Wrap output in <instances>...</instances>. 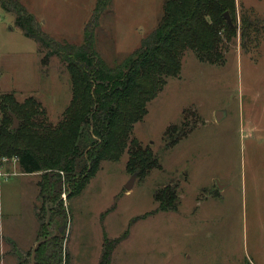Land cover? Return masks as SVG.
Here are the masks:
<instances>
[{
    "label": "rangeland",
    "instance_id": "1",
    "mask_svg": "<svg viewBox=\"0 0 264 264\" xmlns=\"http://www.w3.org/2000/svg\"><path fill=\"white\" fill-rule=\"evenodd\" d=\"M18 1L51 39L80 46L98 0ZM164 3L113 0L94 27L100 57L114 64L140 47ZM235 8L236 35H222L225 63L205 64L187 50L182 73L134 126L131 139L162 167L136 176L130 190L126 151L103 162L72 198L65 174L50 173L61 205L42 201L41 173H22L14 159L0 163V264H30L34 246L52 231L68 264H101L106 240L117 239L110 264H264V0H236ZM40 49L0 3V97H34L58 124L72 99L71 77L66 63ZM185 113L187 135L169 148L164 134L183 125ZM86 164L79 159L78 174ZM166 188H177L176 211L157 210L155 193Z\"/></svg>",
    "mask_w": 264,
    "mask_h": 264
},
{
    "label": "trees",
    "instance_id": "2",
    "mask_svg": "<svg viewBox=\"0 0 264 264\" xmlns=\"http://www.w3.org/2000/svg\"><path fill=\"white\" fill-rule=\"evenodd\" d=\"M113 0H98L95 22L85 31L80 46L56 42L40 30L35 17L18 0H0L3 8L18 15V25L26 36L48 48L46 58L59 57L71 77L72 99L58 124L50 123L45 108L34 97L18 102L15 93L0 97V160L17 158L24 174H42V201L61 205L50 173L65 174L69 198L78 196L88 181L100 171L103 162H118L125 151L127 169L139 179L160 169L159 157L131 133L148 113L153 101L169 78L182 72L183 54L193 51L199 60L213 66L223 65L225 40L236 35L235 23L228 24L225 14L236 8V0H165L163 16L155 30L134 52L114 64L102 59L96 49L95 26ZM20 127L12 130V115ZM186 113L181 126H170L165 135L168 147L175 146L186 134ZM90 131V132H89ZM93 139L88 145L84 135ZM88 146V147H87ZM87 164L78 174V161ZM158 211L172 212L179 206L177 188L155 193ZM117 239L105 243L101 264H110ZM58 238L40 246L34 264H68ZM65 260V261H64ZM245 264H251L246 261Z\"/></svg>",
    "mask_w": 264,
    "mask_h": 264
},
{
    "label": "water",
    "instance_id": "3",
    "mask_svg": "<svg viewBox=\"0 0 264 264\" xmlns=\"http://www.w3.org/2000/svg\"><path fill=\"white\" fill-rule=\"evenodd\" d=\"M225 18H226V20H227V22H228V24H231V25H233L232 24V22H231V17H230V14L229 13H226L225 14ZM224 113L223 112H221V111H218L217 112V116H218V118H221V116L223 115ZM12 119H13V127H12V130H16V129H18L19 127H20V121H19V119L16 117V115H12ZM135 179H136V175H134L133 177H132V180H131V182H130V184L127 186V188L130 190L131 188H132V186H133V182L135 181ZM49 215H50V210H48V212H47V217H48V219H47V225H48V228H49V230H51L50 229V217H49ZM61 231V230H60ZM53 232V234L51 235V236H49L48 237V239H43V240H40V241H38L37 243H36V245L34 246V250H33V253H32V257H31V262H30V264H34L35 263V258H36V254H37V252H38V250L40 249V246L41 245H43V244H45L46 242H48V240H51V239H53L54 237H56V234H57V232L56 231H52Z\"/></svg>",
    "mask_w": 264,
    "mask_h": 264
},
{
    "label": "built area",
    "instance_id": "4",
    "mask_svg": "<svg viewBox=\"0 0 264 264\" xmlns=\"http://www.w3.org/2000/svg\"><path fill=\"white\" fill-rule=\"evenodd\" d=\"M2 161H3V162H7V161H8V158H2V159H1V162H2ZM14 161L17 162V161H18L17 158H14ZM0 175H1V174H0Z\"/></svg>",
    "mask_w": 264,
    "mask_h": 264
},
{
    "label": "crops",
    "instance_id": "5",
    "mask_svg": "<svg viewBox=\"0 0 264 264\" xmlns=\"http://www.w3.org/2000/svg\"><path fill=\"white\" fill-rule=\"evenodd\" d=\"M0 163H1V160H0ZM1 165H2V163H1Z\"/></svg>",
    "mask_w": 264,
    "mask_h": 264
}]
</instances>
